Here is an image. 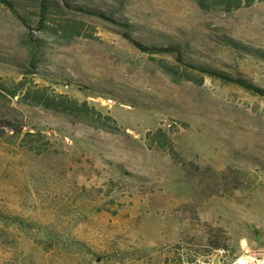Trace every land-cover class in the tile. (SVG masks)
<instances>
[{"label": "rangeland", "instance_id": "374dc122", "mask_svg": "<svg viewBox=\"0 0 264 264\" xmlns=\"http://www.w3.org/2000/svg\"><path fill=\"white\" fill-rule=\"evenodd\" d=\"M30 1L0 3V83L25 78L29 90L0 87V111L21 131L0 134V264L263 255L264 96L189 64L264 87V0L230 12L193 0H49L57 13L43 24ZM113 18L133 37L182 44L185 61L137 49ZM36 92L95 111L47 108Z\"/></svg>", "mask_w": 264, "mask_h": 264}, {"label": "trees", "instance_id": "16d2710c", "mask_svg": "<svg viewBox=\"0 0 264 264\" xmlns=\"http://www.w3.org/2000/svg\"><path fill=\"white\" fill-rule=\"evenodd\" d=\"M40 4L39 7L41 8L40 14L41 17L39 19V23L43 24L44 23V19L47 18V15L50 7L52 6V3L49 2V0H39ZM197 6L204 11L207 10H212V9H218V10H222L224 12H230L232 10L238 9L240 7L243 6H249L252 5L253 3H255L256 1H263V0H193ZM0 3L4 4L5 6H7L8 8L15 10L17 6L19 5H35L33 2H31L30 0H0ZM81 10H84L88 13H92L95 14L97 16L100 17H111L110 14H106V12H104L103 10H100L99 8L96 7H91V6H79L78 7ZM52 12L49 13H57L56 8H52L51 10ZM112 18V17H111ZM116 19L117 21H119L120 23H122L124 26L127 27V33L125 34L127 39L139 50L146 52V53H150V54H156V53H169L171 55H173L177 60H179L180 62H184L185 59L183 57L184 54V47L182 46V44L176 42V41H147V40H143L141 38H139L138 36H132L131 33L129 32L130 30H134L135 26L133 24H131L128 21L122 20L121 18H113ZM67 26L69 27V31H72V33H75V35H80V32H78V26L75 24H67ZM231 43H235V40L233 39H229L228 40ZM246 49H250L248 48V46H245ZM252 49V48H251ZM191 67H193L196 70H199L201 73L203 74H207L209 76L212 77H217L232 83H235L247 90H250L254 93L260 94L264 96V87L259 86L257 84H255L253 81H251L250 79H247L246 77H243L241 75H232L230 73H227L225 71H222L220 69L211 67L207 64H203V63H199V62H190ZM163 67L169 69V71H175V68L172 65L169 64H163ZM185 79H190V78H185ZM24 81L25 78H22L20 80H18L17 82L13 83L12 86H5L2 83H0V87H2L3 89H5V91L12 97L19 95L20 93H22L21 95H28L29 94V90L27 87L24 86ZM203 81L202 76L199 77V80L197 81V84H201ZM1 93V92H0ZM1 95V94H0ZM33 97L35 99V103L36 104H42L47 108H53L55 110L60 109L61 111L64 112H73V113H77L79 115H85L88 116L89 115V111H95L94 108H88L87 103L86 102H82L79 105H77L76 101H55L53 100L51 97L43 96V93L41 92H36L35 94H33ZM97 115H99V117L103 116V114L99 111H97ZM104 117H106V119H111L112 121L115 120L109 116V115H104ZM81 119H86L84 117L81 116ZM101 126L107 129H114L111 128V126H108L105 120H101L100 121ZM116 125V124H115ZM116 127V126H115ZM12 130L13 133L15 135L19 134L21 131L18 128H16L14 125L11 124V121L4 117L0 111V134L2 133L3 130ZM117 129V128H116ZM29 135H32L31 132H25L24 137H28ZM30 149H33V147L31 145L28 146Z\"/></svg>", "mask_w": 264, "mask_h": 264}, {"label": "built area", "instance_id": "2783aa9c", "mask_svg": "<svg viewBox=\"0 0 264 264\" xmlns=\"http://www.w3.org/2000/svg\"><path fill=\"white\" fill-rule=\"evenodd\" d=\"M244 258L243 262L241 264H264V254L260 255V256H256V255H241L239 257H237L236 259H234L232 262H230L229 264H233L234 262H238L240 260V258ZM195 264H213V263H209V262H198Z\"/></svg>", "mask_w": 264, "mask_h": 264}, {"label": "bare ground", "instance_id": "6f19581e", "mask_svg": "<svg viewBox=\"0 0 264 264\" xmlns=\"http://www.w3.org/2000/svg\"><path fill=\"white\" fill-rule=\"evenodd\" d=\"M244 258H240V260L238 262H234L233 264H241L243 262Z\"/></svg>", "mask_w": 264, "mask_h": 264}]
</instances>
